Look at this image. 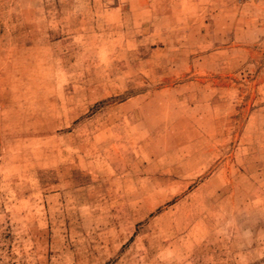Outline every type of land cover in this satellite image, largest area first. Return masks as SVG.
<instances>
[{
	"label": "rangeland",
	"instance_id": "rangeland-1",
	"mask_svg": "<svg viewBox=\"0 0 264 264\" xmlns=\"http://www.w3.org/2000/svg\"><path fill=\"white\" fill-rule=\"evenodd\" d=\"M0 264H264V0H0Z\"/></svg>",
	"mask_w": 264,
	"mask_h": 264
},
{
	"label": "built area",
	"instance_id": "built-area-1",
	"mask_svg": "<svg viewBox=\"0 0 264 264\" xmlns=\"http://www.w3.org/2000/svg\"><path fill=\"white\" fill-rule=\"evenodd\" d=\"M105 1L111 2V1H113V0H105Z\"/></svg>",
	"mask_w": 264,
	"mask_h": 264
}]
</instances>
